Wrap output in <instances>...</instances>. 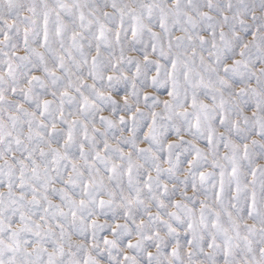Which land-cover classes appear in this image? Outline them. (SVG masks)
<instances>
[{
    "label": "snow or ice",
    "instance_id": "1",
    "mask_svg": "<svg viewBox=\"0 0 264 264\" xmlns=\"http://www.w3.org/2000/svg\"><path fill=\"white\" fill-rule=\"evenodd\" d=\"M0 264H264V0H0Z\"/></svg>",
    "mask_w": 264,
    "mask_h": 264
}]
</instances>
